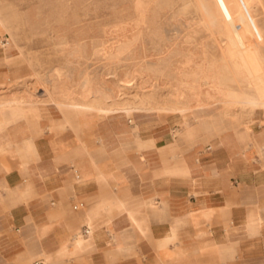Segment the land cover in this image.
Here are the masks:
<instances>
[{
  "label": "crops",
  "instance_id": "1",
  "mask_svg": "<svg viewBox=\"0 0 264 264\" xmlns=\"http://www.w3.org/2000/svg\"><path fill=\"white\" fill-rule=\"evenodd\" d=\"M2 27L0 86L24 71ZM128 114L34 101L0 129V264H264V129L202 143L203 113Z\"/></svg>",
  "mask_w": 264,
  "mask_h": 264
},
{
  "label": "bare ground",
  "instance_id": "2",
  "mask_svg": "<svg viewBox=\"0 0 264 264\" xmlns=\"http://www.w3.org/2000/svg\"><path fill=\"white\" fill-rule=\"evenodd\" d=\"M187 1L195 9L198 21L212 38V45L217 51L215 57H210L209 52L212 49L206 43H196L194 48L189 49L188 58L180 61L172 83L166 76L168 60L165 54H151L148 58V55L142 56L123 72H117L118 65L134 52L142 29L147 23L146 12L151 0H139L135 5L138 16L134 19L135 23L130 25V28L135 29L132 35L124 34L127 29L125 25H111L105 30L109 37L99 40L89 48L87 56L85 42L57 43L58 50L62 51L77 46L82 52V57L88 62L86 71L79 78L78 87L67 85L71 72L54 68L46 82L49 84L46 88L48 97L59 110L70 111L73 119L82 111H93L99 116L128 114L138 109H147L146 101L151 97L148 92L153 93L169 83L170 91L167 97L173 101L166 98L157 107L150 105L148 109L165 113L166 118L171 121L177 120L186 111L202 110L209 105L222 104L227 108L238 105L251 111L264 109V28L253 18L254 10L263 7L264 0ZM33 12L26 16V23L36 28L37 19L34 18ZM155 20L156 13L152 14L149 22L154 24ZM93 61H100L104 71H91ZM134 84L141 90H149L145 96H135L138 104L115 103L122 89ZM59 89L62 90L59 92ZM34 101L36 100L33 93L27 92L19 96L12 93L6 109H0V129L7 123L11 126L18 122L21 105ZM252 128L254 130L251 134L261 130L259 124Z\"/></svg>",
  "mask_w": 264,
  "mask_h": 264
},
{
  "label": "rangeland",
  "instance_id": "3",
  "mask_svg": "<svg viewBox=\"0 0 264 264\" xmlns=\"http://www.w3.org/2000/svg\"><path fill=\"white\" fill-rule=\"evenodd\" d=\"M138 1L0 0V19L3 30L17 32L18 41L23 43L22 54L17 65L24 70L20 75L0 86V106L2 107L0 109H6L8 101L12 98L11 92L16 94L14 96L30 92L33 93L39 106H54V101L46 93V88L49 87L46 82L50 72L63 65V61L80 62L74 69L73 78L76 80L78 73L87 67L86 63L81 62V56L77 55V48L72 49L70 54L60 55L57 43L70 41L73 44H80L85 42L87 44L85 56H87L89 48L97 44L99 40L109 37L105 30L111 25H125L130 31L128 30V32L126 29L124 34L132 35L135 33V29L130 28V25L135 23L134 19L138 16L135 7ZM151 2L146 12L147 23L142 29L140 41L134 52L118 65L117 72H123L131 63L139 61L142 56L148 55V58L151 54H165L168 60L166 76L172 83L181 64L180 61L188 58L189 49L194 48L196 43H206L212 49L209 52L210 57L217 55V51L212 45V38L198 21L199 17L195 9L189 5L187 0H154ZM152 10L156 13L154 24L149 22L154 14ZM32 11H34V18L37 19L36 28L26 23V16L30 15ZM253 18L261 28H264V5L254 10ZM180 43L184 46H181ZM91 71L97 73L104 71L101 62L92 63ZM136 86L134 84L131 87L123 88L115 103L137 105L138 99L135 96H145L149 90H141ZM169 86L168 83L153 93L148 92L151 97L147 98V105H145L147 109H138L126 116L133 121L136 115L159 116L162 117V121H168L165 113L148 108L150 105L157 107L166 98L168 101H173L172 98L167 97L170 91ZM181 89H183L182 86ZM201 99L206 98L201 97ZM193 113H203L198 121L193 116L189 117V122L197 128L198 141L202 143H211L219 134L227 130L239 128L251 133L254 130L252 127L256 124L261 126V130L264 129V109L251 111L238 105L227 108L220 104L209 105L202 110L193 111ZM80 114L99 116L93 111H82Z\"/></svg>",
  "mask_w": 264,
  "mask_h": 264
},
{
  "label": "built area",
  "instance_id": "4",
  "mask_svg": "<svg viewBox=\"0 0 264 264\" xmlns=\"http://www.w3.org/2000/svg\"><path fill=\"white\" fill-rule=\"evenodd\" d=\"M83 207V203L82 202H79L78 204H76L73 208L74 209H82Z\"/></svg>",
  "mask_w": 264,
  "mask_h": 264
}]
</instances>
